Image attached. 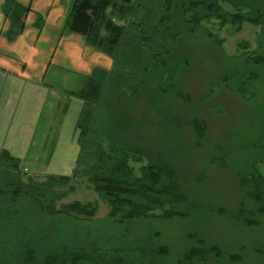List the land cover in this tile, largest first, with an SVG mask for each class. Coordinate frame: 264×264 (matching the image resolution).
I'll return each instance as SVG.
<instances>
[{"label": "rangeland", "instance_id": "374dc122", "mask_svg": "<svg viewBox=\"0 0 264 264\" xmlns=\"http://www.w3.org/2000/svg\"><path fill=\"white\" fill-rule=\"evenodd\" d=\"M73 1L64 3V18L53 19L59 25L64 26ZM114 1L116 8L108 7L105 17L124 26L116 62L67 26L63 34L41 31L48 26L44 13L22 16L26 28L21 41L30 44L34 55L27 63L12 59L10 69L14 74L26 71L34 89L25 95L13 75L3 73L0 79L7 89L0 102V154L9 150L21 168L18 176L0 170V178L18 177L25 190L42 188L49 174H73L82 135L101 140L108 150H117V157H140L132 162L137 172L149 159L168 164L186 196L175 205L179 215L163 217L164 210H156L120 223L108 215L106 201L83 174L67 186L56 181L47 194L58 207L76 200L98 205V212L81 221V227H91L107 249L147 243L148 251H155L147 261L188 264L185 254L202 241L204 255L212 245L223 255L195 259L197 264H227L234 254L240 264H264V215L256 214L254 224L239 219L240 208L255 209L242 179L257 174L264 181V23L244 22L240 31L231 22L221 26V19H204L203 0H142L135 13L125 15L120 7L136 0ZM221 7L230 15L264 20V0H222ZM8 35L5 30L2 38ZM94 70L110 76L102 101L91 109L98 119L85 117L89 130L82 132L87 127L79 130L77 123L88 103L68 92H81ZM24 202L28 207L31 198ZM37 217L44 220L31 234L43 250L74 246L60 229L76 226L75 234L80 229L76 220ZM0 241L12 243L9 251L21 256L32 253L35 245L34 237L22 233L2 234Z\"/></svg>", "mask_w": 264, "mask_h": 264}, {"label": "trees", "instance_id": "16d2710c", "mask_svg": "<svg viewBox=\"0 0 264 264\" xmlns=\"http://www.w3.org/2000/svg\"><path fill=\"white\" fill-rule=\"evenodd\" d=\"M222 0H203L199 4H204V19L215 17L221 19V26L231 22L238 24V31L241 30L244 22H250L255 25L264 23L260 16L256 18L245 17L241 13L227 14L221 7ZM142 0H136L130 3L128 7H120L121 14L135 13V10ZM112 6L116 8L117 3L114 0H74L68 16L65 21L69 32L77 33L85 37L92 45L108 53L114 60L118 55L119 37L124 30V26L116 25L111 20H106L105 10ZM32 10L30 4L24 5L19 0H5L2 5V11L9 23H12L7 33L8 38L14 40L18 35L24 32L25 24L22 16ZM41 15V14H40ZM40 18V17H39ZM12 21V22H11ZM42 18H40V22ZM195 22H200L199 18H194ZM43 25V22L41 23ZM39 27V26H38ZM105 30L106 33H102ZM116 62V60H115ZM83 86L81 92H68L75 98L84 99L88 104H84L82 110V122L77 123V128H86L85 117L89 116L98 119L96 111L97 103L102 101L106 90V83L109 72L98 70L93 71ZM84 115V117H82ZM79 122V121H78ZM79 152L75 161L74 172L72 175L49 174L42 188L26 189L24 182L18 177L11 180H2L0 178V235L7 234L16 236L22 233L25 236L34 237L35 245L33 252L21 256L19 252L11 253L9 249L13 248L10 242L0 241V264H155L153 259L147 261L154 254L148 251V244L136 245L128 248L115 249L101 244L99 238L94 236L91 227L83 229L81 221L94 216L98 212V205L94 202L83 203L79 200L59 205L54 203L55 198H51L47 191L54 189V183L57 181L61 185H70L71 181L78 175L86 176L91 188L96 192L109 206L108 215L116 222L123 223L135 218L146 217L152 211L164 210L163 217L179 215L175 205L185 200L182 194L179 180L175 177V172L168 164L163 162L150 161L139 167L137 172L132 162H137L133 154L128 156L126 153L117 157L113 146L108 150L106 144L101 140H88V136L82 135V140H78ZM117 151V150H116ZM144 156V155H142ZM18 158L9 150L5 149L0 154V170L11 172L18 176L20 170ZM241 186L247 188L246 194L255 202V209L248 212L240 208L239 219L244 224H254L256 214L264 215V181L261 175L244 176ZM62 191L61 195L65 197L70 193ZM5 195V196H4ZM25 199L31 202L27 207ZM62 198V197H61ZM49 215L48 220H55L56 216H62L64 222H70V219L76 220L79 224L77 232L73 234L76 226H71L62 230L63 239L73 240V247L66 250V247L60 249L43 250V244L40 239L35 238L31 231L36 229V224L43 221L44 218L37 216ZM33 216L32 218H29ZM49 225L47 224L45 228ZM44 232V229L41 231ZM151 239V237L149 238ZM48 243L50 241L48 240ZM22 244V242H20ZM110 247V244H109ZM127 249V251H126ZM43 250V252H42ZM41 251V252H40ZM185 258L188 264H197L195 259L205 260L206 257L215 255L220 257L222 251L217 245H212L205 249L204 242L199 241L198 246L188 250ZM124 252L130 255H124ZM42 253V254H41ZM126 254V253H125ZM139 255V256H138ZM137 257L139 259H137ZM142 257V258H140ZM95 258H98L95 260ZM227 264H240V256L230 255Z\"/></svg>", "mask_w": 264, "mask_h": 264}, {"label": "crops", "instance_id": "0c3cea01", "mask_svg": "<svg viewBox=\"0 0 264 264\" xmlns=\"http://www.w3.org/2000/svg\"><path fill=\"white\" fill-rule=\"evenodd\" d=\"M20 1L21 3L30 4L32 6V10H31L32 12L30 11L29 15H32L34 11L35 12L38 11L45 14L46 16L45 23H47L48 26L46 29L43 28L41 31L51 30L54 33H60V34H63L65 32V24L64 26L59 25L58 18L59 16H61V18H64L66 15L67 8L64 7V3L66 2V0H20ZM55 1L59 2L61 6L55 5L54 4ZM61 10L62 12L60 13ZM56 16H58V18L56 20H53ZM9 28H10L9 21L6 20L5 15L2 11V6L0 5V74H1L0 79L1 77H4L6 75L8 77H11V75H13L14 78L16 79V83L19 84V86L22 88V90L26 95L27 92L32 93V89H34L32 80L29 78L26 71L15 74L12 73L10 68H12L13 63L11 62V60L13 59L18 62L27 63L34 55V52L32 51L30 44L21 41V37L25 33V29L24 32L14 40L8 39V37L2 38L3 32L5 30L8 31ZM60 38H62V35L60 36ZM7 53L12 54V57L11 55H6ZM3 73L6 75H4ZM52 86L54 87V85H48L47 88H52ZM46 90L47 89L43 88V91ZM4 91H7V89L0 86V102L4 100V95H3ZM70 97L73 99L75 98L72 96ZM22 109L23 107H21L19 111H22ZM23 126L24 125H22L21 128ZM27 127L29 126L27 125L26 128Z\"/></svg>", "mask_w": 264, "mask_h": 264}]
</instances>
